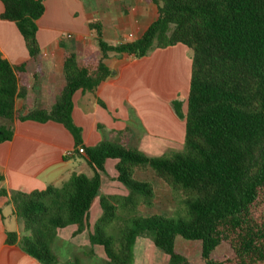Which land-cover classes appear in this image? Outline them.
<instances>
[{
	"label": "trees",
	"instance_id": "trees-1",
	"mask_svg": "<svg viewBox=\"0 0 264 264\" xmlns=\"http://www.w3.org/2000/svg\"><path fill=\"white\" fill-rule=\"evenodd\" d=\"M144 1L155 5L157 16L139 38L113 45L103 38L100 22L90 23L99 56L79 60L64 54L58 100L49 109L20 115L15 102L40 54L36 22L45 7L41 0H0V18L15 24L29 57L15 66L0 53V144L11 140L14 121H53L69 131L75 148L71 155L82 156L90 170V175L73 173L59 187L29 193L1 189L0 196L8 197L23 224V232L8 233L6 242L39 264H57L54 239L70 226L78 233L89 228L101 176L112 171L128 195L99 197L101 216L88 238L103 249L105 264H131L133 245L142 236L151 239L168 264H188L175 249L177 238L199 242L201 264H264V0ZM176 45L192 52L185 101L170 102L184 123L182 151L148 157L122 141L84 147L72 120V99L110 77L107 55L141 59L153 49ZM147 172L181 194L186 218L134 216L118 226L116 238L106 236L104 228L123 217L118 211H136L139 200L147 204L154 196L153 182L137 177ZM223 245L229 254L216 255Z\"/></svg>",
	"mask_w": 264,
	"mask_h": 264
},
{
	"label": "crops",
	"instance_id": "crops-1",
	"mask_svg": "<svg viewBox=\"0 0 264 264\" xmlns=\"http://www.w3.org/2000/svg\"><path fill=\"white\" fill-rule=\"evenodd\" d=\"M41 1L45 11L36 22L40 54L30 66L20 88V98L15 102V111L20 115L37 108L49 109L58 100L64 85V54L72 53L79 60L94 54L99 56L90 23L100 22L103 38L117 45L139 38L157 16L155 5L144 0ZM2 11L0 2V15ZM0 53L15 66L29 58L15 24L1 18ZM151 55L150 52L144 58L135 59L108 54L104 63L111 71L110 77L93 92L78 91L73 95L72 120L81 130L84 147L109 141L128 144L137 135L140 136L132 140L135 143L144 137L176 140L173 111L171 114L164 105L165 109L162 108L160 101H155L150 85L142 82L144 75L155 73ZM124 131L121 135L113 134ZM74 149L73 137L59 123L14 121L11 140L0 144V190L29 193L47 186L59 187L73 173L90 175L82 156L65 155ZM108 165L110 169L113 166ZM114 178L112 171L109 177L101 176L99 194L88 213V229L78 233L76 226H70L57 234L52 245L70 248L80 256L56 257L57 264H105L103 249L90 245L88 238L92 225L101 216L99 197L128 195V190ZM22 232L23 224L15 215L13 205L8 197L0 196V264H39L17 244H7L8 233ZM131 264H168V260L149 237L142 236L133 245Z\"/></svg>",
	"mask_w": 264,
	"mask_h": 264
},
{
	"label": "rangeland",
	"instance_id": "rangeland-1",
	"mask_svg": "<svg viewBox=\"0 0 264 264\" xmlns=\"http://www.w3.org/2000/svg\"><path fill=\"white\" fill-rule=\"evenodd\" d=\"M151 54L153 57L150 58V61H154L155 73L153 75H144L142 82L150 85L155 101H160V106L164 108V105L172 114L170 101L174 99L182 102L185 101L192 52L182 45H176L170 47L168 50L153 49ZM172 56L174 57V60H172ZM127 114L131 115V112L127 110ZM174 122L176 128V140L164 141L162 140L164 137H155V140L144 137L139 143H135L132 140H135L140 136L137 135L134 137L132 136L130 142L126 145L138 149L148 157H159L171 152H180L183 149L184 123L176 118L174 119ZM137 177L139 179L151 180L153 182L155 188L154 196L147 204L142 203V201L139 200L136 204V211H118L117 216L122 215L123 217L118 218L119 220L113 221L110 225L104 228V234L106 236L116 238L118 234V226L121 225L122 222H127L134 216L149 217L155 215L174 222L186 218L184 203L179 192L172 191L156 180H152L150 172L137 174ZM175 249L187 260L188 264H201L199 242L186 241L177 238L175 241ZM51 250L58 258L62 256L65 258L67 256L80 257L79 255L73 254V251H71L70 248L55 245V243L51 245ZM220 253H226L228 255V248L225 245L221 246L215 254L219 255Z\"/></svg>",
	"mask_w": 264,
	"mask_h": 264
},
{
	"label": "built area",
	"instance_id": "built-area-1",
	"mask_svg": "<svg viewBox=\"0 0 264 264\" xmlns=\"http://www.w3.org/2000/svg\"><path fill=\"white\" fill-rule=\"evenodd\" d=\"M77 152L79 153V154H83L84 153V151H83V147L82 146H79L78 148H77ZM71 152H67L65 155L66 156H71Z\"/></svg>",
	"mask_w": 264,
	"mask_h": 264
}]
</instances>
